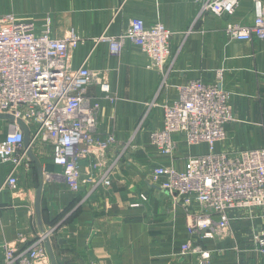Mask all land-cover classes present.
Masks as SVG:
<instances>
[{"label": "crops", "instance_id": "obj_1", "mask_svg": "<svg viewBox=\"0 0 264 264\" xmlns=\"http://www.w3.org/2000/svg\"><path fill=\"white\" fill-rule=\"evenodd\" d=\"M260 10L264 14V0H242L230 18L198 16L199 6L192 0H0V15L32 21L39 33L49 22L55 39L74 29L84 40L72 64L79 68L86 63L107 76L110 99L97 86L89 88L87 97L97 106L99 132L117 140L106 156L109 166L115 164L111 187L86 201L85 191L73 194L63 180L43 185V168L60 170L51 161L50 149L32 148L18 190L0 195V264L3 244L23 235L27 243L22 249H27L50 228L55 229L46 243L50 264H264V208L234 212L225 232L200 243L211 256L202 262L181 253L187 225L201 206L175 200L150 178L155 167L183 171L189 158L209 152L206 144L190 145L175 135V152L163 157L151 144V134L163 128V105L178 99L180 86L190 80L215 83L218 71L223 73L218 86L229 95L233 121L215 151L235 156L264 148V41L242 42L226 32L228 24L252 25ZM135 18L147 26L161 23L172 33L173 67L161 92V76L148 68L139 47L127 44L114 57L108 43L96 44L101 36L125 33ZM155 98L156 105L148 108ZM125 144L129 149L117 160ZM92 163L84 162L83 176L92 171ZM7 171L0 164V187ZM140 195L147 201L141 202ZM136 203L140 207H133Z\"/></svg>", "mask_w": 264, "mask_h": 264}, {"label": "built area", "instance_id": "obj_2", "mask_svg": "<svg viewBox=\"0 0 264 264\" xmlns=\"http://www.w3.org/2000/svg\"><path fill=\"white\" fill-rule=\"evenodd\" d=\"M192 1L199 6L198 16L230 18L242 0ZM226 32L242 42L264 41L262 10L252 25L228 24ZM171 39L172 33L163 24L147 26L135 18L125 33L115 38L101 36L96 44L108 43L114 57L120 56L127 44L139 47L148 58V68L161 76V92L173 67ZM83 43L74 29L55 39L49 22L39 33L32 21L0 15V164L8 166L0 195L18 190L19 175L29 166V154L35 146L50 149L51 161L60 170L43 168V185L63 180L73 194L85 191V201L94 192L111 187L115 164L109 166L106 156L117 140L113 134L99 132L97 106L87 97L89 88L97 86L110 99L111 87L105 74L93 72L86 63L73 67V55ZM222 80L223 73L218 71L215 83L190 80L180 86L178 99L163 105V128L151 134V144L163 157L175 152V135L190 145L206 144L209 148L207 154L189 158L183 171L158 166L150 175L153 184L175 200L201 206V213L194 214L187 225L188 238L181 253L196 255L202 262L211 256L200 243L225 232L234 212L264 208V148L235 156L215 151V145L225 138L226 126L233 121L229 95L218 86ZM155 100L148 108L156 105ZM128 149V144L123 145L117 160ZM86 161L93 162L92 171L83 176ZM140 200L147 198L140 195ZM133 207H140V203ZM54 231L50 228L39 235L27 249H22L27 243L23 235L3 244L2 264H50L46 243Z\"/></svg>", "mask_w": 264, "mask_h": 264}, {"label": "rangeland", "instance_id": "obj_3", "mask_svg": "<svg viewBox=\"0 0 264 264\" xmlns=\"http://www.w3.org/2000/svg\"><path fill=\"white\" fill-rule=\"evenodd\" d=\"M42 31H43V30H42ZM37 32H38V31H37ZM159 89H160V88H159ZM1 125H2V124L0 123V138L2 137V129H1L2 127H1ZM52 237H53V236L50 237L51 240H52Z\"/></svg>", "mask_w": 264, "mask_h": 264}]
</instances>
